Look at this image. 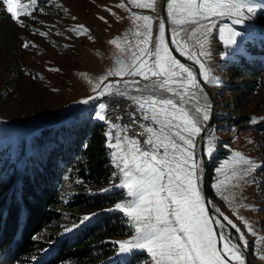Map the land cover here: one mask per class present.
Instances as JSON below:
<instances>
[{"label": "snow or ice", "instance_id": "obj_1", "mask_svg": "<svg viewBox=\"0 0 264 264\" xmlns=\"http://www.w3.org/2000/svg\"><path fill=\"white\" fill-rule=\"evenodd\" d=\"M129 3L138 9L155 10V0H129ZM116 7L126 9L123 0ZM262 7L264 5L252 0H166L171 45L180 56L198 66V72L173 55L166 42L165 19H159L158 30L154 31L153 16L133 13L130 19L134 41L128 40L127 34L109 41L119 53L113 67L95 81L81 74L95 93L81 103L87 104L94 98L107 95L123 97L134 106V111L129 112L131 122L123 126L106 120L104 103L99 104L97 113L99 120L116 130L114 135L111 131L106 133V146L112 150L111 162L118 170L113 175L119 182L113 187L123 190V195L129 198L114 206L134 230L130 239L116 242L119 253L126 255L124 264H141L136 250L146 251L151 264H247L245 250L249 241L232 219L215 208L239 233L237 242H233L223 231L225 225L211 216L202 193L203 166L197 154L200 147L197 138L205 139L203 152L211 156L214 137L202 136L210 120L211 105L200 81L216 83L208 49L214 29L218 27L219 39L225 46L236 45L241 33L231 25L252 19ZM0 8L21 29L31 27L24 18L35 20L33 13L44 11L38 0H27L26 3L22 0H0ZM105 11L116 16L111 8H105ZM224 18H229L231 25H217V21ZM98 19L108 23L104 16ZM120 19L123 17H117ZM69 31L81 36L87 35L89 29L77 24ZM34 34L48 35L39 30ZM88 38L92 39L91 36ZM34 46L31 41H22L25 49ZM49 71L59 69L51 68ZM110 77L120 79L110 81ZM251 122L257 123L258 120L253 118ZM134 126H138L139 131H135ZM130 131L132 135H129ZM230 163L232 166H245L242 171L233 167L231 175L226 176V180L238 181L234 187H241L240 182L254 183V177L252 181L246 177L264 167L240 152H233L231 162L224 161L217 172ZM223 183L218 181L213 187L218 188ZM224 199L229 200L227 196ZM236 207L249 205L240 203ZM233 214L256 237V231L249 222L237 215L235 209ZM88 219V216L83 218L85 221ZM257 243L264 246V237H260ZM254 255L264 260V247H257Z\"/></svg>", "mask_w": 264, "mask_h": 264}, {"label": "rangeland", "instance_id": "obj_2", "mask_svg": "<svg viewBox=\"0 0 264 264\" xmlns=\"http://www.w3.org/2000/svg\"><path fill=\"white\" fill-rule=\"evenodd\" d=\"M22 2L26 3L27 0H22ZM120 2L121 0H54V2L53 0H38L39 7L44 11L34 12L35 20L24 18L31 25L29 29L16 26L0 8V121L13 122L19 126L10 128L0 123V144H6L4 147L10 148L12 137L16 134L23 135L27 144L37 130L61 124L76 113H83V115L92 113L96 121L105 124L106 133L111 131L113 135L115 134V129H110L105 121L97 118L101 100L97 102L90 100L87 104L81 103L89 96H95L92 86L81 74L95 81L113 67L119 53L109 41L115 37H124L125 34L128 40L134 41L135 38L132 35L134 28L130 19L133 13L153 16L155 18L154 31L158 30L162 0H155L154 11L135 8L129 0H123L126 9H120L116 7V4ZM252 2L264 5V0H252ZM105 8H111L116 16L110 15ZM64 9H67V12ZM73 16L76 17L75 20L72 19ZM99 16H104L108 23L104 24L100 21ZM117 17H123V19L117 20ZM77 24L87 27L88 34L77 36L69 31ZM219 24L231 25V20L224 18L217 21V25ZM231 26L241 33L237 37L236 45L225 46L219 39L218 27L210 36L208 45L212 56L210 66L214 68L213 75L216 77V83L205 84L203 82L214 96L215 119L224 118L219 122H215L214 119L213 128L207 135V137H214V151L211 156L206 155L208 167H211V181L209 182L213 195L211 205L214 210L219 208L220 212L232 219L241 229L249 241L246 250L251 264H264V260L254 255L257 247H264L257 243L260 237H264V167L246 177L248 181H252L254 177V183L240 182L241 187H234L238 181L226 180V176L231 175L233 167L237 171H242L245 166H232L230 163L221 172H217L224 161L231 162L233 152H240L255 163L264 165V119H261L264 117V87L258 85L256 80L244 72H241V78L236 79L229 69V64L240 57L249 59L264 56V51L260 47L261 42L264 43V7L259 8L252 19L246 20L243 24ZM36 30L46 32L48 35L42 37L34 34ZM169 32L171 37V25H169ZM24 40L31 41L35 46L23 48L22 41ZM51 68L59 69V71H49ZM33 77L36 78L33 79ZM119 79L118 77L109 78L110 81ZM15 80H17L16 83ZM237 85L238 89L235 87ZM248 88L251 90L247 91ZM204 92L209 103L208 94L205 90ZM104 115L108 120L106 110ZM238 117L246 118L247 124L237 127L231 123ZM253 118H256L258 122L252 123ZM37 125L45 126V128L40 129ZM197 140L200 146L199 137ZM199 150L200 147L197 153L200 157ZM111 152L112 150L108 148L110 159ZM12 157L18 162L19 152L16 150ZM111 165L116 173L118 170L112 162ZM218 181H224V183L214 188L213 185ZM63 182L60 187L63 203L58 208L61 215L37 237L40 242L48 246L40 254L31 258L29 264L45 262L60 239L72 236L95 217L111 212L121 213L115 210V204L101 212L91 214L79 215L68 212L63 205L68 201L65 191L69 186V181L65 178ZM118 182L117 177L113 175L112 181L103 186L100 191L103 193L118 192L122 196L119 202H124L129 198L123 195V190L113 187ZM225 196L229 198L228 201L224 199ZM240 203L249 205V207H236ZM233 209L255 229L256 237H253L244 224L237 219V216L233 214ZM85 216L89 217L86 221L83 220ZM221 218L223 219V216ZM223 231L235 242V236L230 228L225 226ZM133 234L134 230L131 228L130 235L123 239H113L111 242L115 245L108 259L98 260L95 264H108L114 260L126 259V255L119 253L116 242L130 239ZM237 234L239 236V233ZM136 251L147 254L143 250ZM147 264H151V258Z\"/></svg>", "mask_w": 264, "mask_h": 264}, {"label": "trees", "instance_id": "obj_3", "mask_svg": "<svg viewBox=\"0 0 264 264\" xmlns=\"http://www.w3.org/2000/svg\"><path fill=\"white\" fill-rule=\"evenodd\" d=\"M261 44L264 51V43ZM229 69L236 79L244 72L264 87V56L240 57L229 64ZM68 119L37 130L27 144L20 134L12 137L10 148L0 144V264H29L31 258L46 249L48 245L37 237L61 215L60 187L65 178L69 181L65 191L68 201L63 207L68 212L79 215L101 212L122 198L118 192L100 191L112 181L114 173L106 146L105 124L96 121L90 112L76 113ZM220 119L224 118H216L215 122ZM231 123L238 127L247 124V119L238 117ZM16 150L19 164L12 157ZM207 179L212 197L210 166ZM130 233L131 227L123 214L99 215L72 236L60 239L48 259L40 264H95L108 259L115 245L113 239H123ZM137 258L141 264L150 259L139 252ZM125 260L108 264H124Z\"/></svg>", "mask_w": 264, "mask_h": 264}, {"label": "water", "instance_id": "obj_4", "mask_svg": "<svg viewBox=\"0 0 264 264\" xmlns=\"http://www.w3.org/2000/svg\"><path fill=\"white\" fill-rule=\"evenodd\" d=\"M165 3H166V0H162L161 7H160V16H161V19H165V21H166V42L169 43L170 50L172 51L173 55L177 57V59H179L182 63H185L187 66L191 67L194 72H198L199 71L198 67L193 62L187 60L185 57L180 56V54L175 51L174 46L171 45V37H170V32H169V25L167 24V14H166V10H165ZM200 83H201L202 87L204 88V90L206 91V93L208 94L209 103L211 105L210 120L208 121V123L206 125V131L202 134L203 137H207V135L210 133V131L213 128V125H214V119H215L214 105H215V100H214V96L210 92L209 88L203 83L202 80L200 81ZM102 98H104V96L103 97H99V98H94V99H92V101H96L97 102V101H100ZM0 123L4 124V126L10 127V128L19 127L18 124H15L13 122H2V121H0ZM37 126L40 129L41 128H45V126H39V125H37ZM199 141H200L199 155H200V159L202 161V166H203V176H202L201 185H202V193H203V195L205 197L206 207L208 208L211 216L214 219H219L221 221V223H223L225 226L230 228V230L233 232V234L235 236V242H237V238H238L237 232L233 228H231V226L228 225L221 218L220 214L217 213L212 208V205H211L212 199H211V196H210V193H209L208 179H207L208 159H207V156L203 152L205 139H202L201 137H199ZM245 256H246V259H247V264H251L247 250H245Z\"/></svg>", "mask_w": 264, "mask_h": 264}, {"label": "built area", "instance_id": "obj_5", "mask_svg": "<svg viewBox=\"0 0 264 264\" xmlns=\"http://www.w3.org/2000/svg\"><path fill=\"white\" fill-rule=\"evenodd\" d=\"M101 100H105V105H115V110L117 112V116L119 119V124L121 126L129 124L131 122V117L129 116V112L134 111V106H132L131 102L126 100L123 97H115V96H107ZM137 118H139V114L137 113ZM135 131H139L138 126H134ZM132 131L129 132V135H132ZM142 139V138H141Z\"/></svg>", "mask_w": 264, "mask_h": 264}, {"label": "bare ground", "instance_id": "obj_6", "mask_svg": "<svg viewBox=\"0 0 264 264\" xmlns=\"http://www.w3.org/2000/svg\"><path fill=\"white\" fill-rule=\"evenodd\" d=\"M102 103L105 104V100H101ZM107 111V118L109 121L113 122V123H118L119 124V120H117V112L115 110V105H106V109Z\"/></svg>", "mask_w": 264, "mask_h": 264}, {"label": "crops", "instance_id": "obj_7", "mask_svg": "<svg viewBox=\"0 0 264 264\" xmlns=\"http://www.w3.org/2000/svg\"><path fill=\"white\" fill-rule=\"evenodd\" d=\"M167 14V13H166Z\"/></svg>", "mask_w": 264, "mask_h": 264}]
</instances>
